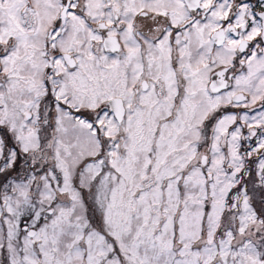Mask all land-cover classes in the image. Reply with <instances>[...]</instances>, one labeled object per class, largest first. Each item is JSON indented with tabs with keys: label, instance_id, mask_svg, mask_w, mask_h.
Listing matches in <instances>:
<instances>
[{
	"label": "snow or ice",
	"instance_id": "1",
	"mask_svg": "<svg viewBox=\"0 0 264 264\" xmlns=\"http://www.w3.org/2000/svg\"><path fill=\"white\" fill-rule=\"evenodd\" d=\"M0 264H264V0H0Z\"/></svg>",
	"mask_w": 264,
	"mask_h": 264
}]
</instances>
